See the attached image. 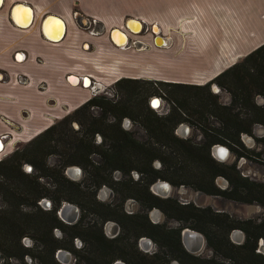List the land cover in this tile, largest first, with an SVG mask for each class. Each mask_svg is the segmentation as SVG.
<instances>
[{
	"label": "crops",
	"instance_id": "obj_1",
	"mask_svg": "<svg viewBox=\"0 0 264 264\" xmlns=\"http://www.w3.org/2000/svg\"><path fill=\"white\" fill-rule=\"evenodd\" d=\"M164 4L151 0L147 15L115 0H0V160L93 97L94 85L109 88L122 77L203 85L264 43V0ZM149 20L168 39L164 49L126 51L114 42L120 30L150 43V33L133 28L143 31ZM160 49L183 57L188 76L156 75L151 57L162 58Z\"/></svg>",
	"mask_w": 264,
	"mask_h": 264
},
{
	"label": "trees",
	"instance_id": "obj_2",
	"mask_svg": "<svg viewBox=\"0 0 264 264\" xmlns=\"http://www.w3.org/2000/svg\"><path fill=\"white\" fill-rule=\"evenodd\" d=\"M212 82L224 84L233 92V112L230 106L217 105V100L209 101L204 106L208 115L219 119L223 127L220 131L216 128L202 127V136L205 137L202 145L217 142L238 149L239 146L237 147V144H240V134L243 132L251 133L253 124L259 123L264 126V103L257 104L254 100L256 95L264 97V43L203 85L122 77L113 86L123 88L146 83L149 86L152 85L156 90L159 88V85H166L171 88L176 87L177 90L187 88L192 90H208L209 92V86ZM129 92L130 94L134 93L131 90ZM107 96L106 94L94 95L76 108L70 115L56 121L27 143L17 145L10 154L0 160V196L4 201V204L0 206V264H29L25 260L27 254L34 261L31 264H54L52 262L53 253L57 247L62 245L51 234L52 226L56 221L55 208L63 200L83 203L84 205L89 202L93 203L91 199L83 195L78 184L75 188L71 187L74 182L63 174L61 169L63 165L57 168L45 165L46 155L52 153V151L47 152L46 149L51 147V143L55 142L56 139L58 140V137L62 139V136H65L62 139L64 145H72L74 148V150L70 148L72 153L74 152L79 158L83 157L84 151L89 150L90 152L97 153L105 161L104 164L110 168H125L129 164L131 167L136 166L145 171L150 165L151 159L158 158L165 163L166 167V173L163 174L159 171V175L161 173V175L167 176L170 179H172L171 176L182 175L181 167L185 163L198 166L193 163L204 161L199 152L200 145L191 144L190 139H183L174 133L173 129L175 125L181 119L180 114L175 109H172V113L169 115H157L152 110L143 108V100L137 102V108H139L137 117L146 129L147 138L145 141L138 140L129 131L117 128L110 130L107 134L106 140H109V146L102 147L105 148L102 151L92 149L84 144L83 140H79L77 143L71 134L72 129L71 127L69 128L68 123L72 117L75 118L79 113H83L84 121H81L80 124L85 127L93 123L99 124L100 122H103V125H105L102 120H92L93 118L88 114L89 108L101 109L105 117L108 114L113 115L116 119L113 124L117 126V121L122 115L130 114L128 112L119 114L116 109L118 104L110 101V97ZM203 98L202 96L198 97L196 100L197 104L202 105ZM235 105L238 107L236 110H234ZM241 109H245V116L242 115ZM191 120L193 121V119ZM200 120L205 121L206 118L199 117L197 124ZM113 124L109 123L106 125L111 126ZM262 139L264 140V136ZM163 149H167L169 152H165ZM28 150L32 151V153H28L29 155H27ZM44 150L46 152H42ZM238 153L240 154V152ZM42 154L44 155L43 159L40 157ZM22 159L27 160L33 169L35 168L34 174L31 173L33 170L26 172L20 169L19 165ZM204 163L208 164L207 162ZM84 166L86 168L89 167L88 171L91 177L98 176L106 168L105 166L104 170L99 171V165L93 162H86ZM39 178H44V182ZM43 183H52L54 187L48 188ZM42 197L49 198L53 202L52 210H42L40 208L38 201ZM26 207H30L31 210H27ZM221 216H223L224 221H221L220 232H217L215 235V239L218 238L213 241L214 238L210 237L211 240L209 241V245L214 247L216 254L232 257L233 259L231 260L234 261V264H264V256L254 251L255 244L250 237H247L241 244H234L228 241L225 233L221 234L222 228H224V232L228 231L229 227L225 226V219H228L229 215L222 213ZM142 227H146L144 222L142 223ZM262 227L264 228V223ZM146 228L148 231L143 229L142 233L153 234L150 228ZM172 232L171 230H166L161 235L163 239V244L160 245L161 249L165 250L166 255L169 253L168 246H173L176 250L174 255H181V264L187 258H191L189 264H193L194 258L179 246ZM24 233H28L36 239L34 245L32 244V246L27 247L22 243L20 238ZM82 233L87 237L89 249L93 248L95 254L90 257L89 262L78 259L76 264H109L111 260L104 259L106 252L109 250V254H113L116 248L120 249L119 254L125 255L129 264H168L167 259L159 256V254L147 256L137 251L128 252L124 243L120 245L109 244L94 229H87ZM93 256L97 257L100 262H93ZM211 264L224 263L216 260L211 261Z\"/></svg>",
	"mask_w": 264,
	"mask_h": 264
},
{
	"label": "flooded vegetation",
	"instance_id": "obj_3",
	"mask_svg": "<svg viewBox=\"0 0 264 264\" xmlns=\"http://www.w3.org/2000/svg\"><path fill=\"white\" fill-rule=\"evenodd\" d=\"M153 97H157V100L153 101L154 105H159L160 103H156V101L160 102L162 97L155 95L152 96V98ZM166 106H168V108L163 110V113L160 114V116H166L172 113V109L168 103ZM150 108L151 110L156 111L153 107L150 106ZM130 116L132 117V115L129 114L122 115V121H117L118 126L114 124L111 126L99 124L97 126L89 125L85 127L80 124L77 118H75L77 119L76 123L71 125L73 132L72 136L77 143L79 140H83L84 144L92 149H94V144L97 145L96 147H108L109 140H106V137L110 130L119 128L130 132V128L134 123L144 128L141 124V120L137 116H133V118H135L134 122ZM99 117L104 122L108 120L107 117L103 116L102 111L99 113ZM180 120L176 123L173 130L176 135L185 138L190 127L185 122L183 123L182 118ZM184 124L188 126V132L186 135L182 136L179 134L178 129ZM101 126H105V129H100ZM125 126H127V128ZM144 131L146 132L145 128ZM216 144L226 146L228 148L227 155L223 158H219L211 149L212 157L209 159L208 164L199 162L193 163L198 166H190V163H185L184 166L181 167L182 178L176 182V185L180 186L182 190H184L183 187H186V190L190 189L195 191V198H197V196L209 197L220 203L229 200L236 203L254 204L256 208L264 209L263 182L248 178L247 175L241 174L238 167L234 174L222 171L220 166L227 160L230 150L229 146L226 144ZM91 154L96 153L90 152L89 150L83 152L82 158H85V160L83 163H79L80 161H78V164L76 165L81 169L77 177H71L66 172L68 166L65 168V173L68 177H71H69L70 180L74 181V179H77L82 172H84L86 168L84 164L86 162L90 163V161H93L94 164L99 165V171L104 170V167L106 166L104 164L105 161L100 158V156H98L97 160H88L87 157ZM240 156L243 158V154L240 153ZM26 164L31 166L30 170H27L26 172H31L33 170L32 165L29 163ZM229 168L230 170H233V167ZM159 171L163 174L166 173V167L165 163L158 158L151 159L150 165L145 171L136 166L131 167L129 164L126 165L125 168H110L109 166H106L101 174L93 176L94 183L91 193L86 192L85 190H80L85 197L95 196L98 200L101 199L100 201L110 199L107 202V207L102 210L103 213L96 207L90 209V202L84 205L83 203L63 200L54 210L56 221L52 226L51 231V234L55 239L65 242L62 244L63 246L61 245L57 247L53 253L56 262L58 264H68L72 258H74L72 264H76L78 259H82L84 262L90 261V257L94 255L95 252L93 251V248L89 249L87 237L82 233L87 229H94V231L101 234L109 244H126L128 252L137 251L140 253H148L150 256L158 255L161 249L160 245L163 244L162 237L158 235V230L162 225H166L165 227L167 230L173 231V237L177 239L179 246L193 258L196 256L195 253H201L205 245L209 248L211 255L205 256V259H201V261L198 258L192 261L194 262L193 264H211V261H216L218 254H216L214 247L209 245V241L211 240L210 237L214 238L213 241L218 238L215 239V235L221 227L219 215L221 216V214L226 213V211L219 210L216 205L211 203L201 206L195 204L192 200L173 198L169 191L171 185L175 184V182L167 176L161 175V173L159 175ZM190 171H195V173L191 174ZM112 172L114 179L113 181H110V174ZM39 179L44 180L43 178ZM160 181L169 184V189L165 196L158 194L155 189L156 186L154 185ZM97 187H99V190ZM45 199L49 201L48 205L43 204V200ZM173 199H176V201ZM52 203L53 202L49 198L42 197L38 204L42 210H52L54 205ZM66 204L75 205L78 208L75 219L71 222L63 218L60 213L62 207ZM26 209L29 211L31 210L30 207H26ZM89 211H91V213H89ZM87 213L96 215L100 220V223L97 222L95 224L92 220L91 222H86ZM236 219L237 220H231L229 218L225 219V226L229 227L228 230L230 229V235L233 236V243L241 244L247 237H250L255 244L254 251L264 256V228L262 227V224L264 223V214L262 217L252 216L244 220H239V218ZM143 222L146 227L152 230L153 234L142 233L143 229L148 231L146 227H142ZM186 229L194 230L202 234L203 245L199 250L191 251L185 245L183 234ZM210 229H215L212 230V235L208 232ZM131 231L134 232L131 233ZM254 236H256L255 240ZM128 239L129 241L131 239V241L128 242ZM171 239L173 238L171 237ZM20 240L27 247L32 246V244L34 245L36 241V239L28 233L21 235ZM37 241L39 242V240ZM60 251H67L69 253L66 261H63L59 256ZM119 252L120 249L116 248L113 251V255L109 254L108 250L104 259L111 260L109 264H129L125 255L121 253L119 254ZM168 252L169 253L166 254L168 258L167 262L171 259L175 260L177 264H181V255H174L176 250L173 246H168ZM25 260L29 264L34 262L32 257L28 254L25 256ZM184 261L185 259L182 264H185Z\"/></svg>",
	"mask_w": 264,
	"mask_h": 264
},
{
	"label": "rangeland",
	"instance_id": "obj_4",
	"mask_svg": "<svg viewBox=\"0 0 264 264\" xmlns=\"http://www.w3.org/2000/svg\"><path fill=\"white\" fill-rule=\"evenodd\" d=\"M115 2L122 8L125 9L124 7L126 6V9L130 10L132 9V11L136 10L139 12H144L147 15H149V7H150V2L151 0H115ZM165 0H157V3L159 5V8H164L165 4H164ZM164 11V9H163ZM151 22L152 20H149V22L145 23V28H143V31L140 32L141 34H148L150 33L146 38H148L150 40V43L144 41V39H140L137 35H130L131 36L129 38V42L128 45L126 47H124V50L128 51L130 48L134 49V50H146L148 48H150L151 46H154L156 48H161L162 46H157L154 44L153 42V35L154 32L151 28ZM163 24H165V22L163 21ZM139 35V34H138ZM143 40L142 42L144 43V47L138 49L136 44L133 43L134 40ZM147 47V48H146ZM164 49V46L162 47ZM161 53L160 57L162 58H155V55H153V57H151V62L152 64H154L156 62L157 64V68L155 69L154 73L158 76H170V77H176L178 75H182V76H188V69L186 70V73L184 71H182L180 69V65H182L181 63H186V62H182V59H184L183 57H179L181 61H177L175 57L172 56V54L170 52H168V54H166L165 51H162V49H160ZM158 55V54H157ZM156 55V56H157ZM187 56V55H186ZM166 63H169L170 65H165ZM177 67V70H176ZM192 69V68H190ZM180 72V73H179ZM161 80H163L161 77H157ZM165 81H170V82H177V83H186L183 81H171V80H165ZM216 83V82H214ZM213 82L210 84L209 86V92L204 91L202 89L199 90H192V89H180L177 90L176 87H170V86H166V85H159L158 89H154L153 86H149L146 83H141V84H136L135 86H126L123 88H118L117 86H111L109 87V93L107 97H110L109 100L112 102H116L118 105L116 107L117 112L119 114L124 113V112H128L130 113L129 115H132L131 119L135 120L134 117L137 116V112L139 111L137 108V102H139L140 100H143V108H145L146 110H151L150 108V99L152 98V96H160L162 97V100L160 102L156 101V103H160L159 106L157 107H153L154 109H156V111L152 110V112H154L157 115H160L163 113V110H165L166 108H168V105L170 106L171 109H175L181 116L183 123L185 122L186 124L189 125L190 130L188 132V134L185 136V138L183 139H190L191 144H195V145H200L199 146V152L200 155L202 156V159H204L203 162H207L209 163V159L212 157L211 156V149L212 146L216 143L213 144H205L202 145V143L205 141V137L202 136V127L204 128H216L217 130H221L223 127L222 122L215 118L214 116H210L208 115L207 111H205L204 106H206V104H208L209 101H214L217 100V105L222 106H230L232 107V112H233V99H232V94L233 92H231L227 86H225L224 84H217V86L219 87L220 90H218L217 92H215L213 90L212 87ZM138 85V86H137ZM137 86V88L134 90V88ZM134 91L133 94H130L129 91ZM204 97L203 101H202V105L197 104L196 100L198 99V97ZM228 96L229 100H226L225 97ZM255 102L257 104H262L264 103V97L262 95H256L254 98ZM195 104H197L196 106H194ZM211 108V107H209ZM234 110H236L238 107L235 105L234 106ZM144 109V110H145ZM101 112V109L96 108V109H92L89 108L88 114L91 115V117L93 118L92 120H101V118L99 117V113ZM159 114H158V113ZM219 112V110H218ZM242 115L245 116L246 111L245 109H241ZM199 117H203L206 118V120H200L197 124V120H199ZM75 118H77L79 120V122L84 121L83 120V113H79ZM74 117H72L69 120V128L71 127L72 124L76 123L77 119H75ZM108 120L105 121V124H113L115 123V117L111 114H108L107 116ZM193 119V121L191 119ZM122 121V116L119 118V122ZM181 121V120H180ZM132 122V123H133ZM131 123V124H132ZM99 124L103 125V122H100ZM99 124H95L93 123L91 126H97ZM120 124V123H119ZM124 125V123H123ZM176 126V125H175ZM127 128V126H125ZM100 129H105V126H101ZM130 132L134 135L135 138H137L138 140L141 141H145V139L147 138V134L144 131V128H142L141 126L136 125L135 123L131 126L130 128ZM246 132H243L242 134H240L239 140H240V144H237V148L235 147H229V155L228 158L225 162H223V164H221L220 169L226 173H233L235 172V170L238 169L240 170V173L243 175H247L248 178H252L258 181H262L264 184V140L262 139V137L264 136V126L262 124L256 123L253 124L252 126V131L251 133H246L248 136L252 137V141L248 142L244 137L243 134ZM72 134V132H71ZM176 134V133H175ZM65 136H62V139H64ZM60 139L58 137V140L56 139V141L51 143V147H48L46 150L48 151H52V153L47 154L46 158H45V165L49 166L51 168H57L60 165H63L62 172L63 174L68 177V175L65 173V168L69 165H77L79 160V163H83L85 158H79L78 156H76L74 154V152L72 153L71 149L74 150V148L72 147V145L67 144L64 145V141ZM222 144V143H221ZM97 145H93V148L97 151H102L105 148L102 147H96ZM197 147V146H196ZM69 148V149H67ZM71 148V149H70ZM240 148V149H239ZM26 149V148H25ZM165 150V152H169V150L167 149H163ZM67 151V153H66ZM71 151V152H70ZM42 152H46L45 150ZM237 152H240L241 154H243V158H241L240 154H238ZM28 153H32L31 150L27 151V155H29ZM68 153H70L68 155ZM34 154V153H33ZM32 155V154H31ZM97 156V157H96ZM40 157L43 159L44 155H40ZM79 158V159H78ZM88 160H97L98 159V154H91L90 156L87 157ZM66 161H69L66 163ZM77 161V162H76ZM93 161H90V163H92ZM29 163L27 160L22 159L20 161V169L25 170L24 169V164ZM71 163V164H69ZM30 164V163H29ZM87 166V165H86ZM192 166V165H190ZM229 167H233V170H230ZM89 167L85 168L84 172H82V174L77 178L74 179V184L71 186L73 188L76 187V185H79L80 190H85L86 192L91 193V190H93V183H94V179L93 177H91L89 175ZM27 171V170H25ZM32 174L35 173V168L33 169V171L31 172ZM190 173H195V171H190ZM182 175L179 176H171L172 180L175 182V184L171 185L170 188V195L173 198L176 199H180V200H192L195 202V204L197 205H208V204H213L216 205V207L219 210H224L226 211V213H228L229 218L232 220H237L236 218H239V220H244L250 217H259V216H263L264 214V209H259L256 208V206L254 204H246V203H236V202H232L229 200L224 201L223 203H220L216 200H212L209 197H199L197 196V198H195V191L192 190H186V187H183L184 190H182V188L178 185H176V182H178L181 179ZM70 177V176H69ZM68 177V178H69ZM1 178V177H0ZM71 178V177H70ZM69 178V179H70ZM44 179V178H43ZM47 179V178H46ZM45 179V180H46ZM114 176H113V172L110 174V181H113ZM44 182V180H43ZM45 184V186H47L48 188H52L54 187V185L52 183L47 184V183H43ZM99 187H97L98 189ZM97 189H96V193H97ZM71 190V189H70ZM69 190V191H70ZM99 190V189H98ZM75 193V191H74ZM88 199H91L93 201V203H90L91 205L89 206L90 209L96 207L97 209H99L101 212L103 209H105V207H107L108 205V200L106 201H100L98 200L95 196L91 197V196H87ZM176 199H173L176 201ZM95 200V201H94ZM39 203V201H38ZM4 204L3 199L0 196V206H2ZM258 211V212H257ZM89 213H91V211H89ZM103 213V212H102ZM221 214V213H220ZM119 216V214H118ZM231 216V217H230ZM219 221L221 223L223 219V216L219 215ZM91 220L96 224L97 222L100 223V220L97 218L96 215H92V214H88L87 213V218H86V222H91ZM166 225H162V227L159 228L158 230V235L160 237H162L161 235L163 234V232H166L167 228L165 227ZM215 229H210L208 232L211 233V235L213 234V231ZM134 231H131V233H133ZM220 232V231H218ZM225 233L228 237V241L233 243V236L230 235V229L226 232H224V228L221 229V234ZM131 241V239H130ZM128 239V242H130ZM59 244H64L65 242L62 241H58ZM63 246V245H62ZM154 248V247H153ZM139 250V249H138ZM161 251H159V256L165 258L168 260L167 255H165V250L160 249ZM141 254H145L147 256H150L148 253H144L141 252ZM195 257L194 260L198 259L201 261V259H205V256H209L211 255V252L209 250V248L205 245V247L203 248V250L201 251V253H195ZM233 259L232 257H228V256H221L218 255L217 256V260L220 262H223L224 264H234V261L231 260ZM186 261L185 264H189L191 258H187L185 259ZM193 260V261H194ZM92 261L97 263L100 262L99 259L95 256L92 257ZM15 262V261H14ZM52 262L54 264H58L56 262V260L54 259V257L52 258ZM74 262V258H72L68 264H72ZM82 262V261H81ZM168 264H177L175 262V260H169Z\"/></svg>",
	"mask_w": 264,
	"mask_h": 264
},
{
	"label": "water",
	"instance_id": "obj_5",
	"mask_svg": "<svg viewBox=\"0 0 264 264\" xmlns=\"http://www.w3.org/2000/svg\"><path fill=\"white\" fill-rule=\"evenodd\" d=\"M76 19L79 22V24H81V26H85V27L88 26L87 20H86V18L84 16L78 15V16H76ZM160 39L164 40L163 43H160ZM128 42H129V39H128L127 43L125 44V46L128 45ZM153 42H154L155 45L163 47V46H166L168 44V39L166 37H164L163 35H161L160 33L154 32ZM134 43L136 44L138 49L139 48H143L145 46L144 43L142 41H140V40H137ZM118 46H121V45H118ZM212 87H213V90L215 92H217L219 90V87L214 82L212 84ZM156 99H157V97H153L152 98V100L150 101L151 106H153V107L156 106L153 103V101L156 100ZM178 132L182 136L186 135L187 132H188V126L185 125V124L181 125V127L178 129ZM243 137L248 142H251L253 140L252 137L248 136L246 133L243 134ZM1 148H2V145L0 143V149ZM212 150H213V153H215L216 156H218L219 158H223L228 153V148L226 146L220 145V144H216L215 146H213ZM30 168H31L30 165L25 164V169L26 170H30ZM80 170H81L80 167L76 166V165L68 166L66 168V172L69 175L73 176L74 178L77 177V175L80 173ZM154 186H156L155 187L156 190H160V192L163 193V194L164 193L167 194V191L169 189V184L167 182H164V181H160ZM43 204L44 205H48L49 201L45 199V200H43ZM77 212H78L77 206L71 205V204H66L65 206L62 207L60 213L63 216V218H65L67 221L71 222V221H73L75 219V216H76ZM183 241H184L185 245L189 248V250L197 251L203 245V236L199 232H196L194 230H187L186 229L184 231V234H183ZM60 252H62V253H60ZM60 252H59V256L61 257V259L63 261H66L67 257L69 256V253L67 251H60Z\"/></svg>",
	"mask_w": 264,
	"mask_h": 264
},
{
	"label": "bare ground",
	"instance_id": "obj_6",
	"mask_svg": "<svg viewBox=\"0 0 264 264\" xmlns=\"http://www.w3.org/2000/svg\"><path fill=\"white\" fill-rule=\"evenodd\" d=\"M29 22V21H28ZM28 22H26V23H28ZM131 22L132 23H134V24H137L138 25V21H136V20H131ZM29 24V23H28ZM133 24V28H135V29H137V30H139V31H141V27L140 26H136V25H134ZM127 26H128V28L131 30V31H133L134 33H138L137 31H135L129 24H127ZM153 31L154 32H156V33H159L160 31H159V28L157 27V25H154V27H153ZM116 34H118L117 36L118 37H116ZM128 33H124V32H122V31H120V30H113V33H112V38H113V40H114V42L115 43H117L118 45H125L126 43H127V41H128V35H127ZM62 36H63V34H62ZM52 37H53V35H52ZM59 37V36H58ZM164 37H166V36H164ZM163 39H160V43H163ZM75 81H77V80H75ZM220 90V89H219ZM157 100V99H156ZM155 101V100H154ZM156 106H159V105H156ZM155 106V107H156ZM71 176V175H70ZM71 177H73V176H71ZM74 178V177H73ZM157 191V193L158 194H160V195H162V196H165V193L163 194V193H161L160 192V190H156Z\"/></svg>",
	"mask_w": 264,
	"mask_h": 264
},
{
	"label": "built area",
	"instance_id": "obj_7",
	"mask_svg": "<svg viewBox=\"0 0 264 264\" xmlns=\"http://www.w3.org/2000/svg\"><path fill=\"white\" fill-rule=\"evenodd\" d=\"M137 40H134V42H136ZM133 42V43H134ZM21 81H25L23 78L21 79ZM96 85H94V87H95ZM93 87V90H92V94H93V96L94 95H99V94H106V95H108V93H109V89L108 88H106V87H103V86H100L99 88H94ZM6 135H3L2 137H5Z\"/></svg>",
	"mask_w": 264,
	"mask_h": 264
},
{
	"label": "snow or ice",
	"instance_id": "obj_8",
	"mask_svg": "<svg viewBox=\"0 0 264 264\" xmlns=\"http://www.w3.org/2000/svg\"><path fill=\"white\" fill-rule=\"evenodd\" d=\"M58 23V22H57Z\"/></svg>",
	"mask_w": 264,
	"mask_h": 264
}]
</instances>
